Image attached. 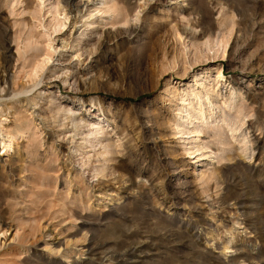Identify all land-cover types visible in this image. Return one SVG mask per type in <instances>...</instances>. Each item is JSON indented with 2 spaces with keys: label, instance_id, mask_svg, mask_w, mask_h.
I'll return each instance as SVG.
<instances>
[{
  "label": "rangeland",
  "instance_id": "1",
  "mask_svg": "<svg viewBox=\"0 0 264 264\" xmlns=\"http://www.w3.org/2000/svg\"><path fill=\"white\" fill-rule=\"evenodd\" d=\"M67 1L0 0V264H264V0Z\"/></svg>",
  "mask_w": 264,
  "mask_h": 264
},
{
  "label": "bare ground",
  "instance_id": "2",
  "mask_svg": "<svg viewBox=\"0 0 264 264\" xmlns=\"http://www.w3.org/2000/svg\"><path fill=\"white\" fill-rule=\"evenodd\" d=\"M67 1V0H66ZM109 1H112V0H109ZM67 3H68V1H67ZM107 3V2H106ZM115 5V4H114ZM112 6L111 5V7L108 5V11H113L112 13L113 14H115V13H118V14H120V10H118V6L116 7V6ZM115 16H118V15H115ZM116 18V17H115ZM122 21H123V23L124 24H127L128 22H129V19L127 18V16L126 17H123L122 19H121ZM120 20V21H121ZM119 21V22H120ZM56 25L58 26V28L59 29H62L63 27H65L66 25H67V16H65L63 19H61V20H58L57 21V23H56ZM232 33H233V26H230V28L226 31V32H224L223 34H221V35H219V36H217V38L215 39V40H213L210 44H209V42H207V41H205V42H202L201 44L202 45H206L207 46V50H202L201 49V47H200V45H197L196 47H195V52H194V58H193V63H196V62H199V60H200V58L201 57H203V56H207L209 53L208 52H214V55H215V57L216 56H219L218 54H220V56H222V57H225L226 56V53H227V49H228V45H229V43H230V39H231V35H232ZM191 35H193L194 36V33L193 34H191ZM16 36V35H15ZM29 36H31L32 37V35H29ZM174 36H175V39H176V41H180L181 40V38H182V36H181V34H179V33H177V32H175V34H174ZM18 38V37H17ZM20 38V37H19ZM15 40H16V38H15ZM30 42V41H29ZM196 45V44H195ZM25 46H28V44H25ZM19 50V49H18ZM21 52V51H20ZM23 53V52H22ZM51 58H52V52L50 51V47H48V49H47V51H46V53H45V56L43 57V58H41L40 60H38L37 62H35L34 64H32V66H31V68L29 69V71H27L26 73H27V77L29 78V81H31L33 84V86L34 85H37L40 81H39V79H40V77H41V73L44 71V69L46 68V66H47V64L49 63V61L51 60ZM5 64V63H4ZM184 68L186 69V67L184 66ZM3 71H5V70H3ZM3 76V75H2ZM221 78H223V75H222V73H221V70H218V77H217V79L219 80V79H221ZM196 81H199V80H197L196 79ZM218 82V81H217ZM4 83H7V80H5V78H2V77H0V85L1 84H4ZM200 93V92H199ZM205 94H207L206 95V97L207 98H209L210 97V93L208 92V91H206L205 92ZM194 99H196V100H201V98H202V95L201 94H196V95H194V97H193ZM238 95H236V93H233V95L231 96V97H229L228 98V100L226 101V106L228 107V108H231V107H233V106H235L236 105V103L238 102L237 100H238ZM186 100L187 99H182V102L184 103V102H186ZM190 100V99H189ZM191 101V100H190ZM185 104V103H184ZM187 104V103H186ZM189 104H190V102H189ZM189 104H187V105H189ZM62 107V106H61ZM61 107H59V108H61ZM183 107V106H182ZM190 107H192V105H190ZM198 115L195 117V118H197V119H204V118H206V116H205V112H204V110L202 109V107H201V105L199 104L198 105ZM62 109V108H61ZM60 109V110H61ZM181 110V109H180ZM59 112V111H58ZM185 114H186V116H190L191 115V112H190V109H186L185 111ZM181 113H183V112H181ZM180 113V114H181ZM215 113V112H214ZM214 113H212L211 115H210V117H212L213 115H215ZM185 115H183V117H184ZM182 117V118H183ZM239 118V117H238ZM188 119V118H187ZM193 119V118H192ZM236 121V120H235ZM191 123V122H190ZM244 125V118L243 117H241L239 120H237L236 122H234L233 121V123L232 124H230V123H228V126H229V130L230 131H232V132H237L238 130H241V127ZM4 127V126H3ZM183 127V126H182ZM7 128V127H6ZM184 129V128H183ZM6 130V129H5ZM189 130V129H188ZM27 132H29V131H27V130H16L15 131V133H11V132H6V131H4V130H2L1 131V133L3 134V133H6V138L7 139H5V142H6V140H7V143H5V147L7 148V149H9V148H11V146H12V144H14L15 142H17L20 138H23V137H26V133ZM195 133L196 135H194L195 137H199L200 135L199 134H201L200 133V130L198 131V130H195V131H193V129H192V131H181V133H187V134H189V133ZM29 136V135H28ZM242 137V136H241ZM243 138V141H244V144H246V140H245V136H243L242 137ZM247 145V144H246ZM201 147V146H200ZM242 148V147H241ZM245 148V145H244V147H243V149ZM192 149V148H191ZM199 149H201V148H195V150H194V148H193V151H189L188 152V155H190V156H192V158H196L198 155V157L199 158H205L207 155L204 153H200V154H196V152L199 150ZM202 150V149H201ZM188 151V150H187ZM27 165V164H26ZM33 166V165H32ZM23 168V167H22ZM25 169V168H24ZM27 169V168H26ZM29 170V169H28ZM31 170H33V169H31ZM30 173V172H29ZM202 175V174H201ZM204 175V174H203ZM41 200V199H40ZM50 202V201H49ZM61 207H64V206H61ZM63 209V208H62ZM70 221L69 222H72V223H74L75 222V218L71 215L70 216ZM65 220V219H64ZM64 222V221H63ZM89 222V221H88ZM47 225V224H46ZM36 226H37V224H36ZM45 226V225H44ZM40 227H43V226H40ZM11 227H9V228H4V227H1V224H0V232H2L3 234L4 233H6L9 229H10ZM18 228V227H17ZM38 228V227H37ZM68 229V228H67ZM14 230H16V229H14ZM18 230H19V228H18ZM42 229H40L39 231H41ZM45 230V229H44ZM20 231V230H19ZM84 232V231H83ZM21 234V233H20ZM31 234V233H30ZM23 235V234H22ZM25 235V234H24ZM86 234H84V241L85 240H87V237L85 236ZM20 236L21 235H19V233H18V231H16L15 232V234H14V236H13V238H15L16 240H18V243H19V239H21L20 238ZM22 237V236H21ZM38 238V237H37ZM66 239V238H65ZM69 239V238H68ZM78 239V238H77ZM26 241V240H25ZM82 241V240H81ZM80 241V242H81ZM21 242V241H20ZM24 242V241H23ZM27 242V241H26ZM108 242V241H107ZM77 243H79V241H75V243H74V241H73V244H71V242L69 243V241H66V240H64V242H62V244H60L59 246H57V247H55V246H51V247H47L48 248V250H49V254L50 255H54V254H59L60 252H61V249L63 248V250H62V253H61V255L62 256H64L65 257V259L66 258H69V257H71L70 255L72 254V251L70 250V248L69 247H71L70 246V244L73 246V245H75V246H77L78 244ZM26 244V243H25ZM25 244L24 245H19V249L21 250V252H24V253H29L30 252V250H29V248L27 247V246H25ZM94 244V243H93ZM92 244V241H89V243H88V245H86V246H82V247H80V250L79 251H77V254H79V257L78 258H80L83 254H84V252L82 251V249L83 248H86V250L88 251V252H90V253H94L96 250H97V248L94 246ZM97 245V244H96ZM105 245V244H104ZM103 245V246H104ZM141 245V244H140ZM74 246V247H75ZM99 248H100V246H102L101 244H100V246L99 245H97ZM78 248V247H77ZM133 248V247H132ZM121 249V248H120ZM131 249V248H130ZM136 249V248H135ZM128 251H129V249H127ZM126 250V251H127ZM137 250V249H136ZM135 250V251H136ZM126 251L124 252V253H121V254H118V255H114V254H106V256L104 255V258H106V260H110V262H112V261H118L119 259H120V257H123V256H126L125 254H126ZM135 251H133V253H135ZM114 252V251H113ZM98 253V252H97ZM129 253V252H128ZM130 254V253H129ZM101 257H103V256H101ZM101 257H100V259H101ZM93 258V257H92ZM31 259V258H30ZM99 259V258H98ZM103 259V258H102ZM67 263V261L66 262H64V264H66ZM72 264H75L74 262L72 263Z\"/></svg>",
  "mask_w": 264,
  "mask_h": 264
}]
</instances>
